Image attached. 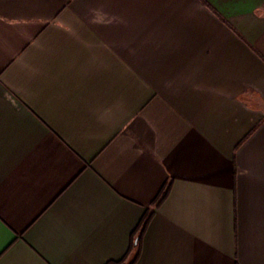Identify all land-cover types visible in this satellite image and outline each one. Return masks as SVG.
I'll return each instance as SVG.
<instances>
[{
	"label": "crops",
	"instance_id": "0c3cea01",
	"mask_svg": "<svg viewBox=\"0 0 264 264\" xmlns=\"http://www.w3.org/2000/svg\"><path fill=\"white\" fill-rule=\"evenodd\" d=\"M148 211L134 264H264V0H0V264Z\"/></svg>",
	"mask_w": 264,
	"mask_h": 264
},
{
	"label": "trees",
	"instance_id": "16d2710c",
	"mask_svg": "<svg viewBox=\"0 0 264 264\" xmlns=\"http://www.w3.org/2000/svg\"><path fill=\"white\" fill-rule=\"evenodd\" d=\"M169 185L164 188L162 191L159 202L167 195L169 191ZM153 211H148L142 220L139 223L136 235L133 237L132 243L130 245L128 253L119 261H111L107 264H134L140 255L141 251V242L143 238V234L146 231L148 224L152 218Z\"/></svg>",
	"mask_w": 264,
	"mask_h": 264
}]
</instances>
